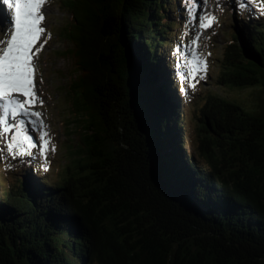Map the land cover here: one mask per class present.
Listing matches in <instances>:
<instances>
[{
    "label": "trees",
    "instance_id": "16d2710c",
    "mask_svg": "<svg viewBox=\"0 0 264 264\" xmlns=\"http://www.w3.org/2000/svg\"><path fill=\"white\" fill-rule=\"evenodd\" d=\"M233 1L216 82L264 90V12ZM60 2L70 13L59 34L73 66L65 94L75 141L59 179L27 162L17 183L0 184V264H264V101L246 110L207 94L188 148L183 66L166 46L187 0ZM117 121L124 144L130 125L145 129L148 158L186 222L139 190Z\"/></svg>",
    "mask_w": 264,
    "mask_h": 264
},
{
    "label": "rangeland",
    "instance_id": "374dc122",
    "mask_svg": "<svg viewBox=\"0 0 264 264\" xmlns=\"http://www.w3.org/2000/svg\"><path fill=\"white\" fill-rule=\"evenodd\" d=\"M246 1L254 12H264V3H260V0ZM232 2L233 0H198L196 4L191 3L190 9V0H188V4H183L182 7L185 13L188 12L189 24L192 23L191 27L186 25L183 20L182 28L175 26V30L168 31L169 36L173 32L172 38L175 39L174 47H172L174 52L171 53V57L178 56V60L184 67V70H181L183 75L179 77L176 84L183 87L178 93L180 98H184V102L181 101L184 136L190 150L195 149L196 140L201 133L199 107L207 94L216 93L239 104L246 110L259 109L261 102L264 101V90L261 85L233 87L216 82L224 41L229 38V25L234 21ZM5 10L7 20L6 24L0 20V39L8 38L6 30L11 26V11L6 6ZM41 12L45 16L42 26L46 29L41 40L46 39L47 43L38 53L35 77L37 95L43 100V104L30 105L28 113H21L18 118L9 115L7 119L9 124L22 120L23 128H29L28 124H32L35 127L33 140H39L42 133H47V136L44 137L48 140V145L44 146L46 156L39 150L40 146L32 149L31 156H13L8 151V141L14 133H5L4 123L0 122V184L2 187L13 186L17 183L15 178L20 179L19 174L16 173L17 164H27V162L30 163L29 166L35 164L34 167H38L43 176L46 174L50 179H59L63 175V166L68 164L70 158V154L65 148L75 141V136L72 133V121L74 120L72 119L74 117L71 110L72 105L68 95L65 94L67 83L70 78L74 77L73 66L63 51L66 44L59 34V30L69 20L70 13L62 6L60 0H46V3L42 5ZM206 12L214 14L217 20L212 27L200 29L199 17ZM197 33H199V39L197 43H193L194 40H197ZM171 42L172 39L168 43L166 41V46H170ZM37 43L39 44L40 41ZM194 56L200 58L202 69L195 76L191 74ZM2 104L3 101L0 100V116L3 115ZM37 111L41 113L39 117L34 115V112ZM28 120H33L36 126L33 121L29 123ZM66 138H72V140L65 141Z\"/></svg>",
    "mask_w": 264,
    "mask_h": 264
},
{
    "label": "snow or ice",
    "instance_id": "6c2138e0",
    "mask_svg": "<svg viewBox=\"0 0 264 264\" xmlns=\"http://www.w3.org/2000/svg\"><path fill=\"white\" fill-rule=\"evenodd\" d=\"M190 2L195 4L196 0ZM0 3L11 11V26L6 32L8 38L0 39V100L3 101L0 122L4 123L5 133H14L8 141V151L13 156H31L32 149L40 146L39 150L46 156L44 146L48 145V140L44 137L47 133H42L39 140H33L24 132L22 120L9 124L7 119L9 115L18 118L21 113H28L30 105L43 104L37 95L35 73L38 53L47 43L46 39L41 40L46 32L42 26L45 16L41 12L46 0H0ZM216 20L214 14L206 12L199 17V28H210ZM198 39L199 33L193 43ZM200 71V58L194 56L191 74L195 76ZM34 115L39 117L41 113L37 111Z\"/></svg>",
    "mask_w": 264,
    "mask_h": 264
},
{
    "label": "water",
    "instance_id": "95a60500",
    "mask_svg": "<svg viewBox=\"0 0 264 264\" xmlns=\"http://www.w3.org/2000/svg\"><path fill=\"white\" fill-rule=\"evenodd\" d=\"M126 88H123V93ZM125 102V100H124ZM139 123V124H138ZM140 119L137 121V126L140 125ZM118 130L116 137L121 146L125 147L131 153L132 167L136 169V174L139 176V190L145 192L151 201L155 202L157 207L167 211L170 215L181 218L186 222L181 214V211L168 200L171 199L170 192L168 190V182L161 173L160 169L157 168L156 163L151 158H148L147 152L145 151V129L142 127L136 128V126L130 125V130L125 137L128 139L126 144L122 143L123 134V123H118ZM139 130V136H138ZM124 139V138H123ZM152 142L150 143V145ZM130 162V160H129ZM169 196V199H168ZM170 223V222H169Z\"/></svg>",
    "mask_w": 264,
    "mask_h": 264
},
{
    "label": "bare ground",
    "instance_id": "6f19581e",
    "mask_svg": "<svg viewBox=\"0 0 264 264\" xmlns=\"http://www.w3.org/2000/svg\"><path fill=\"white\" fill-rule=\"evenodd\" d=\"M198 0H196V2H197ZM191 6H192V4H191V2H190V8H191ZM185 23V22H184ZM191 25H192V23H190V24H188V26L189 27H191Z\"/></svg>",
    "mask_w": 264,
    "mask_h": 264
}]
</instances>
